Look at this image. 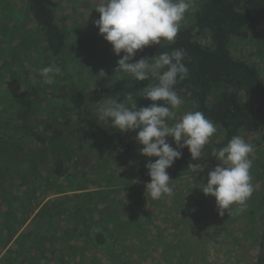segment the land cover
I'll list each match as a JSON object with an SVG mask.
<instances>
[{
  "label": "trees",
  "instance_id": "obj_1",
  "mask_svg": "<svg viewBox=\"0 0 264 264\" xmlns=\"http://www.w3.org/2000/svg\"><path fill=\"white\" fill-rule=\"evenodd\" d=\"M82 1L80 5L91 0ZM149 4L158 5L157 11L169 9L168 18L157 12L147 16ZM109 5L118 8L125 23L113 32H94L88 53L80 55V68L67 71L65 61L72 62L67 41L73 36L63 22L65 15L60 14L61 1L4 0L0 42L10 45L18 37L21 43L19 49L4 46L10 61L0 57L7 117H0V214H4L0 230L4 225L1 245L5 247L18 234L15 241L28 260H21L23 254L13 249L8 252L20 264H97L95 250L89 253L87 248L93 243L104 246L111 239L104 230H92L91 219L77 223V211L63 205L65 194L51 207L45 205L47 201L41 205L37 198L42 197V190L35 185L38 180L48 183L52 178L56 184L78 165L88 166L90 155L98 166L106 165V160L132 158L135 169L124 173L128 186L121 194L129 220L141 221L137 214V208L144 210L140 201L158 193L162 181L217 165L225 158L235 163L226 154L236 152L253 133L264 143V71L256 59L245 57L254 46L264 48V34L258 31L264 23V0H113ZM87 37H91L88 30L72 45ZM245 44L250 46L245 48ZM30 48L35 58L29 57ZM18 51L45 69L37 74L38 80L28 78ZM92 54L98 63L90 61ZM15 62L21 70L12 68ZM115 62L125 65L118 80L114 71L104 69ZM141 64L146 65L135 67ZM128 88L132 94L127 99L122 90ZM183 100V105H177ZM176 107L185 111L186 119L180 121L183 130L176 139L166 140L162 130L169 126ZM104 111L108 116L102 118ZM259 139L250 145H257ZM15 164L21 171L13 177L21 181L7 186L6 177L14 170L9 167ZM246 168L243 181L232 182L227 191L238 192L237 185L244 182V198L236 204L249 220L260 216L257 226L245 227L250 228L246 233L252 234L256 247L253 264H264V160ZM14 203L25 208L23 219L34 214L30 205L40 208L31 218L33 231L17 233L23 223ZM102 212L116 216L105 208ZM107 217H103L106 224L110 223L105 221ZM141 222L137 230L150 232L148 224L153 221L146 218ZM108 226L107 230L112 228ZM23 237H27L26 245Z\"/></svg>",
  "mask_w": 264,
  "mask_h": 264
},
{
  "label": "rangeland",
  "instance_id": "obj_2",
  "mask_svg": "<svg viewBox=\"0 0 264 264\" xmlns=\"http://www.w3.org/2000/svg\"><path fill=\"white\" fill-rule=\"evenodd\" d=\"M60 1L62 5L60 14L65 15L64 18L66 20L63 22L70 26L73 36L72 40L69 39L67 41L71 44L68 56H70L72 62L67 60L65 64L67 71L69 69L74 71L80 68V55L88 53L89 47L87 45L90 42V38H94V32L96 34L100 31L103 32L102 34H106L108 33L107 30H112L113 32L119 26H122L123 22L125 23V21H122L118 10V8L120 10L123 8V1L118 3V8L113 6L112 9L109 4L113 0H104V2H102L103 0H91L89 4L84 2V5L83 3L80 5L79 0ZM81 2L83 1L81 0ZM145 6L143 7L145 8ZM148 6L151 9L147 16L152 17L154 12H157L158 15L161 16L162 14L168 18L169 9L166 10L164 8L157 11L158 5L149 4ZM96 7H100V9ZM102 8H105V11L101 10ZM3 9L4 0H0V13H3ZM138 13L142 16L141 10H138ZM117 20L120 23L115 22ZM4 21V16H0V22L4 23ZM86 30L89 31L91 37H87L77 45H72L74 41L81 40L83 32L86 33ZM258 31L259 34H264V23L260 25ZM256 41L257 39L254 42ZM20 43L21 38L15 37L11 40L10 45L13 47L18 46L17 48L19 49ZM0 45L3 47L0 51V57L8 58L7 60L10 61V56L4 51V46L8 47L10 45L4 40L0 42ZM245 45V48L250 46L249 44ZM254 47H252V50L247 51L245 57L248 60L256 59L258 66L264 71V51L258 53L264 48ZM101 49L104 51L105 47ZM18 53H20L18 58H22L21 60L19 59L20 64L27 70L28 78L33 81L38 80L37 74H43L45 69L40 65H34L33 62H30L31 59H25L24 53H21V51H18ZM98 54L102 57L104 55L101 50H98ZM29 55L31 58L37 56L33 49L30 50ZM97 60L98 58L95 57V54H92L90 61L98 63ZM47 62L42 61L40 63L46 64ZM20 64L15 62L12 68L21 70ZM144 65L146 64L135 67L141 68ZM104 69H108L111 72L114 71V77L118 80L121 78L122 73L125 72V65L124 63L115 62L112 66H106ZM62 75H64L63 71ZM4 91L5 85L1 79L0 117L3 119L4 116L7 118L4 113L5 103L2 99L4 98ZM123 92L127 99V95L132 94L131 88L122 90V96L124 97ZM184 101H180L177 105H183ZM119 107L122 109L123 103H120ZM187 107L189 108V105ZM100 115L102 118L108 116L105 115V111ZM7 116L10 117V114ZM185 116L184 109L176 107L173 119L168 122L170 123L169 126L162 130L164 139L172 140L179 137L183 130L182 125H184L180 121L182 118L186 119ZM173 125L177 127L176 132H180L179 134H176ZM247 138L249 141L240 144L234 150L236 152L226 154L230 160H236L235 163H230L225 158L217 165L201 166L195 171L164 180L160 183L158 193L148 194L144 201L141 200L140 204H143L144 210L139 211L140 207L135 208L139 211V213L137 211L139 219L145 220L149 218V220L153 221V223L148 224L150 232L137 230V225L143 224L142 220L138 221L136 218L129 220V208L121 194L128 186L127 181L123 179L124 173L135 169L132 158H126L121 161H118V159L115 161L111 160L110 162L106 160V165L98 166L97 159L94 157L91 162L90 155L88 157V166L78 165L76 170L69 176L59 179L56 184H53L52 178H49L48 183L44 182V180H38L35 185L42 190V197L37 198V200L41 201V205L47 201L45 205L48 204V207H51L50 205H55L57 201L61 200L62 195L65 194L67 197L63 205L68 210L77 211L78 215H80L77 218V223L83 224V221H85L86 224L88 219H91L90 221L93 223H90V228L92 230H104L105 233H109L111 236L109 244L107 242L106 245L102 246L93 243L87 248L89 253L91 250H95L97 264H253L255 262L256 247L252 240V234L248 235L246 233L250 228L245 226L250 224L257 226L260 223V216L256 220H249L250 218L245 214V211H238L239 205L236 202L244 198L243 191L246 190L244 182L237 185L238 192L227 191L232 182L243 181L244 176L248 172L246 167H250L252 163H257L258 161L261 163L264 160V143L260 141L255 133L248 135ZM258 139L260 142L257 145H250L252 141H258ZM11 168L14 170L11 171ZM9 170L12 174L10 172L7 175L5 185L10 186V184L21 181V178L13 177L14 174H19L21 171L16 164L11 165ZM26 194L29 195L30 192ZM1 198L2 195L0 194V200ZM245 203V200L241 201V204L244 205ZM14 205L18 209L16 215L19 216L18 218L23 223L20 227L15 224L16 227H19L17 233L21 234L25 230L33 231L34 224L31 222V218L40 208L34 209V205H30L28 208L33 209L34 214L23 219V213L25 214L26 212L25 208L17 203H14ZM57 206L62 209L61 204ZM102 208L107 209L108 214H116V216L107 217L102 212ZM3 216L4 214H0V224H4ZM103 217H107L105 221L110 223L106 224ZM37 219L36 216L32 221ZM64 219L66 220V218ZM60 224L62 223L60 222ZM108 225L112 227L109 230L106 229V227L109 228ZM119 225L121 228H116ZM62 226L65 227L64 224ZM242 227L245 230H242ZM5 229L3 225V229L0 230V236L2 237L0 240V247L2 248L0 250V264H20L23 258L28 260V258L24 257L26 252L23 251L22 253L19 250L21 247L15 241L18 238V234L11 239L10 243L6 244L7 247L1 245V242H4L3 230ZM39 229L36 231L38 232ZM26 239L27 237L21 238L22 243L25 245ZM10 249L15 250L14 252L18 253V255L23 254L21 260H16L15 255L8 252Z\"/></svg>",
  "mask_w": 264,
  "mask_h": 264
}]
</instances>
